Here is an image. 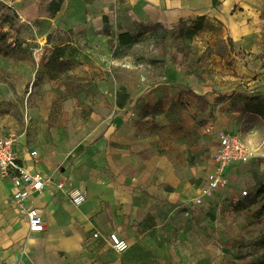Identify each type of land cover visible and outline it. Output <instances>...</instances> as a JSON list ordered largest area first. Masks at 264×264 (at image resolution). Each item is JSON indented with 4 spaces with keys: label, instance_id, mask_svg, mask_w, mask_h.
Masks as SVG:
<instances>
[{
    "label": "crops",
    "instance_id": "crops-1",
    "mask_svg": "<svg viewBox=\"0 0 264 264\" xmlns=\"http://www.w3.org/2000/svg\"><path fill=\"white\" fill-rule=\"evenodd\" d=\"M253 1L257 3V0H63L52 18L41 17L38 5L20 8L24 9L27 21L35 25L44 24L50 31L58 27L67 30L74 26L88 27L95 37H81V42L93 39L98 51L111 43L126 52L141 43L146 45L155 38L150 36L157 30L169 33L180 21L190 24L198 19L210 29L214 24L218 30H214V37H193L192 49L201 47L202 39L210 44L218 41L243 44L244 36L251 35L253 30L247 25L245 14ZM19 4L17 0L15 6ZM12 6L9 5L14 9ZM234 7L238 14H231ZM60 18L70 24H62ZM39 38L43 37H24L22 48L0 50V74L6 75L0 81V89L24 91L31 87L36 74L46 70L36 66L44 53L43 64L55 48H66L64 57L50 66L55 68L66 62L67 49L77 42L73 44L67 37L54 42L52 37L47 41L48 49L34 52ZM164 38L167 44L170 37ZM167 50L173 55L175 48L168 46ZM158 52L161 53L145 51L143 58L163 60L164 55ZM165 59L167 63L155 83L134 93L124 85L110 89L107 83L98 82L99 92L88 99L96 110L81 121L85 125L78 132L65 120L60 130L58 124L47 121V115L41 116L42 122L38 124L34 119L28 123L30 117L20 122L12 111L3 116L0 135L16 137L15 150L21 165L49 182L43 191L32 193L19 206L11 200L14 190L10 180L0 176V264L220 263L221 257H212L211 252L219 253L212 243L222 225L210 223L206 216L212 214L210 207L220 211L223 198H230L229 204L235 195H225L226 189H222L204 196L202 205H194L193 200L213 169L217 145L211 157L205 144L209 143L210 134L217 140V127L221 131L222 125L209 124L212 128L207 132L208 126H198L188 111L180 110L183 96L179 91L191 86L188 82L194 77L187 75L185 67L177 68ZM12 97L13 94L8 95ZM139 106L162 108L142 119L144 124L139 125L134 121ZM105 120L111 121L109 126H105ZM30 151L37 152L36 159L29 156ZM239 166L227 170L230 184ZM60 182L66 183L65 188L83 191L85 202L72 205L56 188ZM29 207L36 208L44 219L43 232L29 233L24 212ZM110 233L120 238L118 251L111 247L107 238Z\"/></svg>",
    "mask_w": 264,
    "mask_h": 264
},
{
    "label": "rangeland",
    "instance_id": "rangeland-1",
    "mask_svg": "<svg viewBox=\"0 0 264 264\" xmlns=\"http://www.w3.org/2000/svg\"><path fill=\"white\" fill-rule=\"evenodd\" d=\"M16 1L0 0V50L22 48L24 37H43L36 40L34 52L46 48L47 41L52 37L54 42L63 40V37L71 39L73 44L77 42L67 49L69 57L66 62L55 68L42 63L46 57L44 53L36 66L46 70L36 74L31 87L24 91L0 89V121L4 115H10V111L20 122L30 117L28 123L34 119L37 124L41 116L47 115V121L58 124L60 130L65 120L72 130L78 132L85 125L81 121H86L89 112L96 110L95 104L88 99L96 97L95 93L99 92L98 82L107 83L110 89V86L119 85L121 88L124 85L134 93L155 83V78L167 63L165 58L177 68L185 67L187 75L194 79L188 82L191 86L179 91V95L183 96L179 102L180 110L188 111L200 127L216 123L222 125L221 131L240 134L254 153L253 161L240 165L237 174L233 173L231 184L228 182L223 188L226 189L225 195L233 193L235 197L231 198L229 204L227 201L230 198H223L224 202L218 207L220 211L215 207L209 208L212 214L206 217L210 223L219 222L222 225L212 243L219 253L212 250L211 255L221 257L219 264H264V215L260 218L255 216L256 211L264 205L262 200L255 197L256 189L264 182V121L243 113V101L239 97V94L264 97V0L253 1L251 7L244 4L247 25L252 26L253 30L251 35L244 36L243 44L220 41L210 44L202 39L201 47L192 49L190 40L193 37H214V30H218V27L212 24L210 29L202 23L201 30L188 38L186 29L191 28L192 23L181 22L169 33L157 30L154 36H150L155 38L146 45L141 43L126 52L118 50L111 43L98 51L93 39L81 42V37H95L88 27L74 26L68 30L58 27L50 31L44 24L35 25L27 21L22 7L38 5V13L41 17H47L46 8L51 0H18L21 4L15 6ZM56 1L61 3L63 0ZM236 7L231 14H238ZM60 22L70 24L64 18H60ZM164 37H170L167 44L163 42ZM168 46L175 48L173 55L171 50H167ZM151 50H159L164 59L145 60V51ZM3 76L6 75L0 74V81ZM8 85L12 88L10 83ZM10 94L14 97L8 98ZM44 101L48 104H44ZM138 101L142 105L143 100L140 98ZM161 108L136 107L138 117L134 121L142 125V119L156 114ZM64 115L66 118H63ZM217 131L221 132L218 127ZM209 137V143L204 148L211 156L217 142L211 134ZM204 186L205 183L201 190ZM243 191H247L246 196L241 195Z\"/></svg>",
    "mask_w": 264,
    "mask_h": 264
},
{
    "label": "built area",
    "instance_id": "built-area-1",
    "mask_svg": "<svg viewBox=\"0 0 264 264\" xmlns=\"http://www.w3.org/2000/svg\"><path fill=\"white\" fill-rule=\"evenodd\" d=\"M110 123V120H105V126H109ZM206 130L210 132L211 126H208ZM216 139L217 146L213 155V169L206 175L204 189L201 190V195L193 200L194 205L202 203V196L212 195L225 188L228 183L227 170L231 166L249 164L254 159V153L240 134L221 131L216 133ZM16 143V137L0 135V176L10 180L14 190L11 200L20 206L27 201L32 193L43 191L49 180L41 174L28 172L21 165L15 150ZM29 156L36 159L37 152L30 151ZM65 184V182H60L56 188L66 195L72 205H82L86 200L84 192L71 186L65 188ZM241 195L246 196L247 191H243ZM24 212L28 231L31 235L45 230V221L36 208L29 207ZM107 238L111 247L118 251L121 243L118 235L110 233Z\"/></svg>",
    "mask_w": 264,
    "mask_h": 264
},
{
    "label": "trees",
    "instance_id": "trees-1",
    "mask_svg": "<svg viewBox=\"0 0 264 264\" xmlns=\"http://www.w3.org/2000/svg\"><path fill=\"white\" fill-rule=\"evenodd\" d=\"M60 10V3L56 0H51L48 3V7L46 8V12L48 13V17L52 18L54 17L57 12ZM181 23V21H180ZM203 21L202 19H198L196 22H192V27L186 29V37L192 38L195 34H197L201 30V25ZM200 25V26H199ZM121 37L123 35L119 36V39L121 41ZM125 42V41H124ZM132 41H129L130 43ZM66 48L64 47H58L55 48L52 53L49 55L45 62L46 67H50L54 64H56L60 58L64 57ZM239 97L243 101V106L241 108V111L243 113L252 114L256 117H258L260 120L264 121V97L261 95H255V96H247V95H241L239 94ZM255 197L259 198L264 202V182L261 183L258 188L255 191ZM264 215V205L256 211L255 216L257 218H260ZM234 243V242H233Z\"/></svg>",
    "mask_w": 264,
    "mask_h": 264
}]
</instances>
